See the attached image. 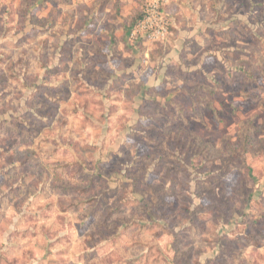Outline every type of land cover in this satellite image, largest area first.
<instances>
[{"label":"rangeland","instance_id":"obj_1","mask_svg":"<svg viewBox=\"0 0 264 264\" xmlns=\"http://www.w3.org/2000/svg\"><path fill=\"white\" fill-rule=\"evenodd\" d=\"M85 3L0 0V264H264V0Z\"/></svg>","mask_w":264,"mask_h":264},{"label":"built area","instance_id":"obj_2","mask_svg":"<svg viewBox=\"0 0 264 264\" xmlns=\"http://www.w3.org/2000/svg\"><path fill=\"white\" fill-rule=\"evenodd\" d=\"M169 0H144L141 17L131 26V41H162L169 33L165 7Z\"/></svg>","mask_w":264,"mask_h":264},{"label":"crops","instance_id":"obj_3","mask_svg":"<svg viewBox=\"0 0 264 264\" xmlns=\"http://www.w3.org/2000/svg\"><path fill=\"white\" fill-rule=\"evenodd\" d=\"M84 1L86 2L85 5H87L88 7L93 6L94 8L95 7L97 8V10H95V13L101 12L100 5H98V6L95 5V3H94L95 0H92V1L84 0ZM189 1L190 0H169V2L167 3V5L165 7L166 15H167L168 19H171V22H172V24L170 22V25L177 28L175 21L178 20L179 23H181V25H184L186 27L184 30L177 28L178 32L176 33V37H179V38H181V37L185 38L186 36H188V35H186V33H188V32H189L190 37L195 36V33H196V29H193V27H194L193 21H194L196 10L194 8H192L193 6L190 7ZM137 3H138V0H129V4H127V5L132 7ZM123 18H116L115 21L117 23H115V21H113V18L109 19L108 22H110V24L112 26L117 27L116 31H119L117 29L121 28L120 23L121 22L123 23ZM125 18H127V17H125ZM114 35H116L117 38L121 39V37H120L121 32L120 33L116 32V33H114Z\"/></svg>","mask_w":264,"mask_h":264},{"label":"trees","instance_id":"obj_4","mask_svg":"<svg viewBox=\"0 0 264 264\" xmlns=\"http://www.w3.org/2000/svg\"><path fill=\"white\" fill-rule=\"evenodd\" d=\"M141 15H142V14L140 13L139 18L141 17ZM139 18H138V19H139Z\"/></svg>","mask_w":264,"mask_h":264}]
</instances>
